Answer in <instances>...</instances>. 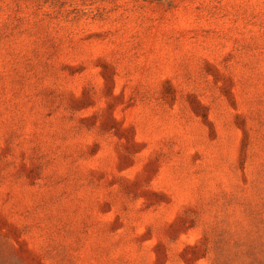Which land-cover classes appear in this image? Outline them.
Wrapping results in <instances>:
<instances>
[{"label":"rangeland","instance_id":"374dc122","mask_svg":"<svg viewBox=\"0 0 264 264\" xmlns=\"http://www.w3.org/2000/svg\"><path fill=\"white\" fill-rule=\"evenodd\" d=\"M0 264H264V0H0Z\"/></svg>","mask_w":264,"mask_h":264}]
</instances>
